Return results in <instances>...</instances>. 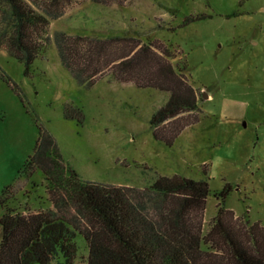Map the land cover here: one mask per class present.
<instances>
[{
    "label": "rangeland",
    "instance_id": "1",
    "mask_svg": "<svg viewBox=\"0 0 264 264\" xmlns=\"http://www.w3.org/2000/svg\"><path fill=\"white\" fill-rule=\"evenodd\" d=\"M26 1L42 12L46 0ZM57 33L110 40L101 65L137 45L163 46L197 91L200 110L182 116L194 122L171 145L155 138L150 118L169 93L119 81L110 66L79 83ZM44 39L27 74L0 41V216L53 205L42 170L26 164L48 134L88 181L143 189L158 175L206 179L203 234L226 184L225 207L264 226V0H75L49 19ZM62 213L85 229L76 210ZM74 242L73 264H84L87 242L78 231Z\"/></svg>",
    "mask_w": 264,
    "mask_h": 264
},
{
    "label": "trees",
    "instance_id": "2",
    "mask_svg": "<svg viewBox=\"0 0 264 264\" xmlns=\"http://www.w3.org/2000/svg\"><path fill=\"white\" fill-rule=\"evenodd\" d=\"M73 1L46 0L38 12L26 0H0V41L23 63L25 74L43 51L49 19L60 16ZM56 40L63 66L81 84H92L93 76L110 66L119 81L168 92L150 118L155 138L171 145L194 122L182 116L200 110L197 91L172 65L163 46L137 45L132 54L107 58L101 65L110 40L64 33H57ZM45 139L26 164L42 170L53 205L33 212L4 208L0 264H73L77 231L88 245L84 264H264V226L225 207L228 184L216 193L220 201L203 234L211 192L206 179L158 175L143 189L88 181L63 160L48 134ZM64 207L84 218L85 229L79 230L77 221L62 213Z\"/></svg>",
    "mask_w": 264,
    "mask_h": 264
}]
</instances>
